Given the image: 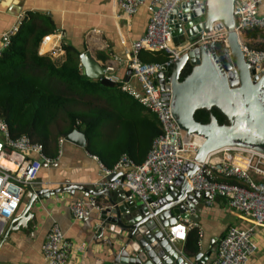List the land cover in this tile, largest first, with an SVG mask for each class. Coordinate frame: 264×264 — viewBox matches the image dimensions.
Returning a JSON list of instances; mask_svg holds the SVG:
<instances>
[{
	"label": "water",
	"instance_id": "95a60500",
	"mask_svg": "<svg viewBox=\"0 0 264 264\" xmlns=\"http://www.w3.org/2000/svg\"><path fill=\"white\" fill-rule=\"evenodd\" d=\"M233 6L234 0H178L169 17L173 43L192 47L184 51L170 67L162 65L157 83L179 127L188 134L200 133L204 138L195 153L194 162L184 165L175 185H169L161 194L150 195L146 201H142L126 200L125 190L120 186L111 190L106 186H93L66 178L56 183L55 187L44 188L37 179L27 188L26 196L0 240V247L10 232L19 230L17 223L37 203L42 205V201L49 197L67 194L64 201L68 202V211L72 216L70 204L78 199L87 202L89 196L93 195L106 198L108 203L100 210H91L88 217L80 221L88 223L95 216V220L101 223L96 225L99 227L98 234L90 235V239H101L111 251V263L190 264L189 260H194L198 264H205L208 261L211 250L206 255L199 251L195 257H186L174 243L169 242L164 230L179 221L200 225L201 216L197 210L205 204L209 195L195 190L188 182L197 170L196 163H201L207 155L225 147L245 146L264 153V71L258 75L254 66L245 60L240 33L235 29ZM222 29L226 32L225 39L201 40L202 35L209 36ZM79 61L87 77L98 78L103 86L117 85L105 77L101 78L104 66L92 57L89 50L79 54ZM186 64L191 66V72L179 80ZM130 71L128 65L124 76L126 81ZM167 71L170 72L168 77ZM225 103L229 109H226ZM197 109L209 113L206 123L194 119L193 114ZM212 109L224 117L225 123L217 122ZM65 139L86 147L82 128L73 129ZM123 177L122 169H118L101 181L122 180ZM53 224L60 227L56 221L51 226ZM106 229L111 238L105 241L103 233ZM216 239H211L210 244ZM82 242L89 245L87 241Z\"/></svg>",
	"mask_w": 264,
	"mask_h": 264
},
{
	"label": "built area",
	"instance_id": "2783aa9c",
	"mask_svg": "<svg viewBox=\"0 0 264 264\" xmlns=\"http://www.w3.org/2000/svg\"><path fill=\"white\" fill-rule=\"evenodd\" d=\"M263 1L234 0L235 29L239 33L254 27L264 28V14L258 11ZM177 3L178 0H117L120 16L127 22L132 20L141 6L145 7L149 19L145 32L130 43L127 59L131 70L129 79L126 81L124 75L115 73L113 65L105 66L103 76L121 83V88L155 113L162 125V133L153 139L144 161L139 164L127 155H122L113 168H107L96 155H90L98 163L101 172V179L93 186H106L111 190L120 186L125 190L126 200L146 201L150 195L157 196L167 186L175 185L184 165L194 162L195 153L200 146L195 134H188L179 127L157 83L162 65L170 67L184 51L192 47L183 44L176 46L172 41L169 17ZM4 37L5 45L9 40L8 34ZM209 39L207 35L201 36L202 41ZM141 49L163 50L167 61L142 62L138 57ZM241 49L245 60L254 66L256 73H263L264 50L244 45H241ZM64 141L65 138L60 137L57 154L54 157L48 156L42 145L32 141L27 135L12 137L7 122L0 117V237L18 210L27 188L37 180L42 166L48 167L59 159L62 152L60 145ZM215 154L219 156L214 158ZM237 154L242 158L237 160ZM196 164L197 170L188 182L195 190L209 195L205 204L211 205L217 197L224 198L228 211L236 212L240 218L249 222L247 227L231 226L220 238L216 253L207 264H248L249 258L258 248L254 239L255 229L264 225V153L255 149L225 147L207 155L201 163ZM118 169H122L124 173L122 180L116 178L101 181ZM223 176L234 177L241 183L219 181L218 178ZM103 207L96 196L91 195L87 202L78 199L71 203L70 211L74 219L80 220L88 217L91 210ZM189 225L185 221L170 225L164 230L165 236L174 244L184 241ZM85 245L77 244L76 247L81 250ZM74 246L75 242L66 238L60 227L53 224L42 245L45 264H69ZM189 263L198 264L194 260H189Z\"/></svg>",
	"mask_w": 264,
	"mask_h": 264
},
{
	"label": "crops",
	"instance_id": "0c3cea01",
	"mask_svg": "<svg viewBox=\"0 0 264 264\" xmlns=\"http://www.w3.org/2000/svg\"><path fill=\"white\" fill-rule=\"evenodd\" d=\"M258 11L264 14V2L259 5ZM120 12L117 0H0V52L8 46L3 47L6 34L10 38L18 33L19 27H32L33 35L44 33L37 49L39 55L58 59L62 63L68 55L63 48L67 45L71 47V55L76 53L79 66V54L89 50L99 64L113 65L115 73L124 75L130 43L145 32L149 16L144 6L138 9L130 22L120 16ZM14 27L17 29L14 30ZM100 54H104L105 58L100 57ZM111 124L105 123L101 130L103 133L99 136V143L107 150L115 148L109 134ZM152 141H148V151ZM144 143L147 144L146 141ZM60 148L62 152L59 159L48 167L42 166L39 171L37 179L41 187H55L56 183L66 178L88 185L101 179L98 163L88 155L90 153L85 148L67 140ZM26 194L27 190L24 196ZM65 198L67 194L49 197L42 201V205L37 203L27 211L25 217L17 223L19 230L10 232L2 243L0 264H45L42 243L54 221L59 223L66 238L75 242L69 264H113L109 260L111 251L101 239H90V235L98 234L99 227L96 225L101 223L95 220V216L88 223L75 221L68 211ZM98 202L103 206L108 203L104 197H98ZM197 212L201 216L200 225L197 226L201 235L199 251L206 255L211 250L205 264L214 257L220 238L231 226H249V222L240 218L236 212L228 211L225 199L221 197L215 198L211 205L202 204ZM189 224V228L196 226ZM103 235L105 241L111 238L107 229ZM88 238L90 240H86ZM213 238L217 239L210 244ZM254 239L258 248L249 258L248 264H264V225L256 227ZM82 241L89 242V245L80 250L76 246L83 244ZM175 244L179 245L178 248L186 257H190L185 241Z\"/></svg>",
	"mask_w": 264,
	"mask_h": 264
},
{
	"label": "trees",
	"instance_id": "16d2710c",
	"mask_svg": "<svg viewBox=\"0 0 264 264\" xmlns=\"http://www.w3.org/2000/svg\"><path fill=\"white\" fill-rule=\"evenodd\" d=\"M18 30L10 37L8 46L0 52V117L7 122L10 135L17 137L25 134L41 144L48 156L54 157L58 150V139L73 129L82 128L86 137V151L96 154L105 167L113 168L122 155H127L136 164L143 162L148 153V141L162 133L157 115L138 98L122 90L121 83L107 87L80 73L76 53L71 55L70 46H63L68 55L65 61L59 63L49 56L38 54L44 33L33 35L32 27H19ZM244 35L256 40V44L250 48L264 50V28L247 29ZM99 56L105 58L104 54ZM138 57L146 63L167 61L163 50L141 49ZM190 72L191 66L186 64L179 80ZM169 74L167 71L166 76ZM101 99L105 101L104 104ZM211 113L218 123H225L224 117L216 109H212ZM193 117L206 123L209 113L197 109ZM59 119H64L65 123L54 134L51 125ZM105 123H112L109 134L110 139L114 140V150H107L99 143ZM218 180L241 183L231 176ZM200 238L199 228L190 227L185 239L190 257H195L199 252Z\"/></svg>",
	"mask_w": 264,
	"mask_h": 264
},
{
	"label": "rangeland",
	"instance_id": "374dc122",
	"mask_svg": "<svg viewBox=\"0 0 264 264\" xmlns=\"http://www.w3.org/2000/svg\"><path fill=\"white\" fill-rule=\"evenodd\" d=\"M209 37H210L209 40H211V38L212 39H215V38L225 39L226 32L222 29V30H219L217 33H214V34L209 35ZM240 44L241 45H244V46H247L248 48H250V46H253V45L256 44V40H252V39L247 38L244 35V32H241L240 33ZM251 49L260 50V49H257L255 47H251ZM79 105H82L83 107H87V105H85V104H79ZM64 123H65V120L64 119H59L56 123H54V124L51 125L52 131L58 132V130H61V128L63 127ZM235 152H237V151H235ZM218 156H219V154L213 155L214 158H216ZM238 158H239V156H238ZM175 245H176L177 248L179 247L178 244H175Z\"/></svg>",
	"mask_w": 264,
	"mask_h": 264
},
{
	"label": "bare ground",
	"instance_id": "6f19581e",
	"mask_svg": "<svg viewBox=\"0 0 264 264\" xmlns=\"http://www.w3.org/2000/svg\"><path fill=\"white\" fill-rule=\"evenodd\" d=\"M261 74V73H260ZM231 99V98H230ZM225 105H226V109H229V106L225 103ZM225 105H224V109H225ZM221 106H222V104H221ZM223 107V106H222ZM223 109V110H224ZM239 112V111H238ZM224 133V132H223ZM200 134V133H199ZM195 134V138H196V141H198L200 144H202L201 142L203 141V137L201 136L202 134ZM220 136H224V135H220ZM213 141H211V143H212ZM236 147H240V148H247V149H254V148H251V147H245V146H236ZM217 149H219V148H217ZM208 150V149H207ZM240 150H242V149H240ZM201 151V154H202V156H203V154L204 153H202V150H200ZM255 151H258V150H256L255 149ZM259 152V151H258ZM237 156V160H239V159H241L242 157H241V155L240 154H237L236 155ZM238 156H239V158H238Z\"/></svg>",
	"mask_w": 264,
	"mask_h": 264
},
{
	"label": "clouds",
	"instance_id": "9594fccd",
	"mask_svg": "<svg viewBox=\"0 0 264 264\" xmlns=\"http://www.w3.org/2000/svg\"><path fill=\"white\" fill-rule=\"evenodd\" d=\"M9 38V37H8ZM9 41H10V38H9V40H8V43H9ZM8 43L7 44H5L3 47H6L7 45H8ZM52 59V58H51ZM52 60H55V59H52ZM56 61L57 62H59V60L58 59H56ZM79 66L81 67V69H80V67H79V71H80V73H82L83 74V70H82V66L80 65V61H79ZM128 66V65H127ZM104 68H105V66H104ZM103 73H104V69H103ZM103 73H102V75H101V78L102 77H104L103 76ZM85 75V74H84ZM124 76H125V74H124ZM92 79V78H91ZM95 80H98L99 81V79L97 78V79H95ZM125 80V79H124ZM117 83V85H118V83L119 82H116ZM122 89V88H121ZM123 90V89H122ZM66 136V135H65ZM63 138H65V137H63ZM66 140V139H65ZM89 156L90 155H95V154H88ZM97 156V155H96ZM91 157V156H90ZM96 198H98V197H96ZM205 203V202H204ZM207 205V204H206ZM185 241V240H184ZM83 243V242H82ZM80 244V243H79ZM189 258H192V257H189Z\"/></svg>",
	"mask_w": 264,
	"mask_h": 264
}]
</instances>
